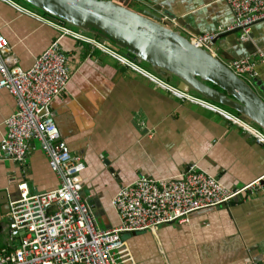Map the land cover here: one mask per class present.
Segmentation results:
<instances>
[{
  "label": "crops",
  "instance_id": "crops-1",
  "mask_svg": "<svg viewBox=\"0 0 264 264\" xmlns=\"http://www.w3.org/2000/svg\"><path fill=\"white\" fill-rule=\"evenodd\" d=\"M124 1L134 10L158 12L163 20L173 16L177 20L168 18L171 28L186 37L189 33L178 20L200 34L232 23L222 0ZM19 6L30 13L21 12ZM164 12L169 16H163ZM52 22L16 0H0V34L8 55L25 70L58 37ZM59 45L67 57L71 79L64 93L53 100L50 114L60 138L85 164L82 196L98 227L119 225L111 200L138 177L168 180L196 165L228 189L260 179L261 189L248 191L230 204L195 212L183 225H162L153 232L137 233L124 243L137 264H264V147L220 114L161 90L148 76L92 44L65 37ZM257 51L264 52V21L252 27L247 42L239 41V33H231L215 43L216 57L225 64ZM119 54L177 88L175 78H162L147 64L123 51ZM255 71V77L245 80L254 86L253 79L264 84V63L257 64ZM14 110L12 96L0 90V143L6 135L5 121ZM22 182L30 193L58 187L36 141L31 142L23 164L0 151V257L21 244L22 234L9 228L4 200L7 197L10 203L18 198L17 186Z\"/></svg>",
  "mask_w": 264,
  "mask_h": 264
},
{
  "label": "built area",
  "instance_id": "built-area-1",
  "mask_svg": "<svg viewBox=\"0 0 264 264\" xmlns=\"http://www.w3.org/2000/svg\"><path fill=\"white\" fill-rule=\"evenodd\" d=\"M6 1V0H4ZM232 15V23L194 35L189 42L216 57L214 41L237 31L239 41L247 42L254 25L264 21V0H222ZM18 7V6H17ZM23 13H30L19 6ZM58 37L25 70L9 56L0 34V90L7 91L15 110L5 121L6 135L0 151L11 161L23 164L36 141L47 157L58 187L43 193H30L25 182L17 186L19 197L9 204V228L22 234L20 246L3 253L0 264H135L125 247L123 234L156 231L162 225H183L191 214L230 204L248 191L261 189V180L242 188L228 189L196 166L168 180L138 177L121 187L111 200L119 225L101 229L90 205L82 199L81 174L85 164L60 138L50 114L53 100L64 93L71 79L67 57L60 48L62 38L92 44L128 68L148 76L151 82L180 98L220 114L264 147V134L253 124L202 101L146 72L129 58L116 53L80 31L52 22ZM264 63V52L230 61L227 66L240 78L257 75L256 66Z\"/></svg>",
  "mask_w": 264,
  "mask_h": 264
},
{
  "label": "water",
  "instance_id": "water-1",
  "mask_svg": "<svg viewBox=\"0 0 264 264\" xmlns=\"http://www.w3.org/2000/svg\"><path fill=\"white\" fill-rule=\"evenodd\" d=\"M19 1L53 22L88 34L116 53L125 52L162 78H175L180 91L193 92L210 104L238 113L264 134V96L259 93L264 95V84L253 79L255 86L251 85L234 74L220 57L192 45L185 35L171 28L169 19H177L166 12L163 16L169 17L163 20L158 12L134 10L124 0ZM178 24L191 34H200L180 20ZM9 204L5 197L8 210ZM133 235L123 234L122 239L127 241Z\"/></svg>",
  "mask_w": 264,
  "mask_h": 264
},
{
  "label": "trees",
  "instance_id": "trees-1",
  "mask_svg": "<svg viewBox=\"0 0 264 264\" xmlns=\"http://www.w3.org/2000/svg\"><path fill=\"white\" fill-rule=\"evenodd\" d=\"M17 2H19V3H21L19 0H16ZM21 4H23V3H21ZM29 6V5H28ZM33 9V8H32ZM41 13V15H43V16H46L45 14H43L42 12H40ZM68 26V25H67ZM68 27H70V26H68ZM71 28V27H70ZM256 54V53H255ZM219 107H221V108H223V109H225L226 111H230V113H232V114H234V115H236V116H238L239 118H241L240 117V115L238 114V113H236V112H234V111H232V110H229V109H227V108H225V107H223V106H219Z\"/></svg>",
  "mask_w": 264,
  "mask_h": 264
},
{
  "label": "rangeland",
  "instance_id": "rangeland-1",
  "mask_svg": "<svg viewBox=\"0 0 264 264\" xmlns=\"http://www.w3.org/2000/svg\"><path fill=\"white\" fill-rule=\"evenodd\" d=\"M23 5H25L27 8L32 9V7H31V6H28L27 4H23ZM32 10H35V9H32ZM39 13H40V12H39ZM40 14H41V13H40ZM71 29H73V30H77V29H75V28H71ZM241 78H242V77H241ZM203 211H204V210H203ZM134 233L137 234V233H139V232H134ZM129 254H130V256L132 257L134 263L137 264V263H136V260H134L135 258H134V256H133L132 252H131V253L129 252Z\"/></svg>",
  "mask_w": 264,
  "mask_h": 264
},
{
  "label": "flooded vegetation",
  "instance_id": "flooded-vegetation-1",
  "mask_svg": "<svg viewBox=\"0 0 264 264\" xmlns=\"http://www.w3.org/2000/svg\"><path fill=\"white\" fill-rule=\"evenodd\" d=\"M188 33L191 34L190 32H188ZM232 33H233V32H232ZM237 33H238V32H237ZM229 34H231V33H229ZM225 35H227V34H225ZM188 36H189V35H188ZM250 37H251V33H250ZM187 38H188V37H187ZM216 40H217V39H216ZM249 40H250V38H249ZM215 43H216V42L214 41V48H215ZM257 52H263V51H257ZM257 52H256V53H257ZM251 55H253V54H251ZM251 55H249V56H251ZM249 56H246V57H249ZM246 57H245V58H246ZM188 94H189V93H188Z\"/></svg>",
  "mask_w": 264,
  "mask_h": 264
},
{
  "label": "bare ground",
  "instance_id": "bare-ground-1",
  "mask_svg": "<svg viewBox=\"0 0 264 264\" xmlns=\"http://www.w3.org/2000/svg\"><path fill=\"white\" fill-rule=\"evenodd\" d=\"M187 169H188V168H187ZM187 169H186V170H187ZM186 170H185V171H186Z\"/></svg>",
  "mask_w": 264,
  "mask_h": 264
}]
</instances>
